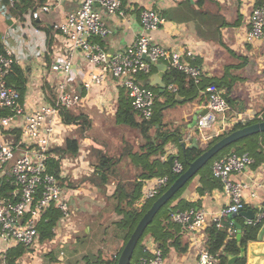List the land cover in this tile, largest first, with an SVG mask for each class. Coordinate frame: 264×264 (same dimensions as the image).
<instances>
[{"label":"built area","instance_id":"obj_1","mask_svg":"<svg viewBox=\"0 0 264 264\" xmlns=\"http://www.w3.org/2000/svg\"><path fill=\"white\" fill-rule=\"evenodd\" d=\"M17 1L8 0V6H15ZM34 1L30 11V19L33 21L41 19L43 13L58 11L64 7L65 2L78 4L76 10H68L64 20L53 23L51 27L55 38L63 36L71 41L73 49L81 53L83 62L76 65L72 53L63 57L57 53L49 67L44 64V75L49 77L52 71H61L63 79L47 90L48 102L35 108H27L19 90L8 82V76L19 61L9 46L0 51V107L9 111L0 117V128L10 132L9 138L0 139V264H8V252L21 244L29 250L17 258L16 264H28L36 255L50 252L53 247L59 249V258H65L66 245L79 232L75 211L64 188L58 177L48 170V159L51 155L49 151L57 145L58 135L67 125L62 119L61 109H74L83 101L84 95L75 89L77 84L90 90L112 78L118 89L123 88L129 94L133 109L141 117L150 119L154 115L156 96L151 87L140 82V73L149 76L155 63L162 60H167L172 69L184 72L197 83L203 73L201 66L184 60L185 54L193 56L192 50L170 48L154 40L152 31L168 22L158 8H143L139 13L140 32L122 51L110 53L94 37H105L112 32L105 14L123 15V0ZM19 18L14 21L23 24ZM39 30L37 26L34 28L35 32ZM255 39H264V3L255 5L250 14L246 40L252 42ZM53 49L59 52V44L56 43ZM45 81L48 82L47 79ZM169 87L176 90L173 84ZM206 92L207 111L198 117V130L221 123V128H217L215 135L225 134L229 133L236 121L246 122L250 119L243 117L236 120L227 117L230 104L218 84L209 83ZM262 115L260 114L261 117ZM16 130L20 131L19 139H16ZM91 131L92 128L89 130L92 134ZM190 137L185 134L182 142L185 143ZM178 155L173 153L172 172L179 175L185 167ZM168 157V152L162 155L163 160ZM254 162L255 158L248 151H232L215 158L212 173L222 181L227 203L215 214L204 206L178 209L172 212L173 221L183 225L188 233L194 234L205 231L212 222L223 227L226 218L245 209L246 205L244 190L249 184L236 180L233 176L245 172ZM170 181L168 174L146 179L140 205L157 196ZM7 182L13 188L5 194L3 189ZM252 194L256 195L254 192ZM52 204L61 209L62 215L58 224L53 227L52 237L44 241L39 223ZM263 222L264 204H261L255 211V216L246 219V224ZM228 232H235L232 224L228 226ZM222 252L223 249L212 252L207 244L200 243L196 264H217ZM164 261L163 249L154 237L149 236L144 241V253L136 260H131L130 264H164ZM36 264L40 262L37 261Z\"/></svg>","mask_w":264,"mask_h":264},{"label":"crops","instance_id":"obj_2","mask_svg":"<svg viewBox=\"0 0 264 264\" xmlns=\"http://www.w3.org/2000/svg\"><path fill=\"white\" fill-rule=\"evenodd\" d=\"M258 3H264V0H123V15L109 16L105 14L112 32L105 37H94V40L110 53L122 51L141 30L140 11L145 7L158 8L168 22L152 31L154 40L170 48L192 50L193 56L185 54L184 60L201 66L203 73L200 82H195L196 86H191L188 83L190 76L182 71L180 72L184 73L185 78L179 74H169L168 79L170 76L171 78L165 84L167 74L173 69L167 60H162L160 62H164L167 69L161 79H158L160 69L157 66L153 68L149 76L144 77V73H140L138 78L140 82L156 85V88L152 89L155 92L157 106L164 108V128H170L174 132L180 131L183 134L182 138L188 132L192 133L185 142L186 149L195 144L194 140H196L197 147L204 148L212 139L211 135L215 136L217 128H221V123L203 130H198L196 125L191 126L194 114L207 109L208 95L206 87L203 85L207 86L210 80H219L221 83L219 87L225 93L230 92L233 98H237V107L230 104L227 117H233L236 120L243 117L251 119L256 114L264 113V39H255L252 42L246 40L250 14ZM67 11L68 8L64 6L58 11L45 14L41 19H38L42 24L41 27L45 29L46 35L44 33L43 39L39 40L38 37L34 41L41 42L44 46L46 44L43 58L47 62L55 60L57 53H60L62 57L72 53L74 63L79 65L83 62L81 53L73 49L71 41L63 36L55 38L52 34L51 25L64 20ZM25 19L27 16H24L23 22ZM6 38L7 35L2 43ZM56 43L59 44V52L56 51L57 49H53V46L56 47ZM34 54L35 51L24 57H16L19 61L18 64L25 71L27 79L24 96V104L27 108H35L41 103L48 102L47 90L54 82L53 80L50 84L43 79L40 66L43 58L39 56L34 60ZM60 80V76H57L55 83ZM170 84H173L176 90L171 89ZM75 89L84 95V98L73 110L83 111L91 116V128L95 132L92 134L100 140V142H95V146L104 148L105 144L106 150L111 153L108 146V142H110L113 149H117L111 154L120 156V160L115 166L116 171L108 175L109 181L105 185H102L100 172L95 164H93L94 167L89 168L91 159H96L92 149L91 135L81 139V149L77 154L62 157V174L77 183L75 188L65 187L64 191L75 212L79 214L78 220L80 221L84 215H88L85 214L84 208L91 205L94 207V211H97V214L93 216H98L105 221L88 220L83 228L89 232L103 229L107 222L118 217L114 208L115 200L110 199L109 201L108 195L113 192L120 180L131 182L140 179L138 177L140 167L137 164L132 165V153L128 152V149L139 150L145 140L137 135L136 130L128 126L121 127L116 122L120 89L115 86L112 78L101 86H94L90 90L85 89L81 84H77ZM99 126L102 129H98ZM120 129L128 135L132 134L134 142L131 140L133 138L130 139L128 135V140L125 141L123 135L118 133ZM72 134L76 135L74 125L64 126L63 131L58 135L57 145H62L65 137ZM9 137L10 132L0 128V139ZM181 142L182 139L180 144L170 140L166 145V153L168 152L169 156L173 153L180 154L183 150ZM129 143L131 146L126 148ZM233 178L249 184L244 190L245 209L251 208L254 212L257 211L258 206L264 204V162L258 164L255 160L250 168L245 172L235 174ZM199 185V177L194 178L182 191L181 197L185 198L186 202H194L196 206L207 207L212 214L218 212L227 203L228 198L222 188L205 189L202 193L198 189ZM253 192L256 195H253ZM177 202L178 200L173 204H177ZM136 204H140V198ZM246 219V216L241 215V221L246 222ZM233 221H236L235 226L236 223L241 224L234 218ZM183 236L185 242L188 243V250L184 253H179L176 250L170 251L164 256V264L197 263L200 243L207 244L206 230L195 234L185 232ZM76 237L74 244L78 242ZM111 237L109 236V238ZM110 244L112 249H119L122 239L114 236ZM57 249V247H53L50 252L45 251L43 255H36V258L31 259L28 264H36L37 261L40 264H71L59 259ZM70 257L75 256L70 255ZM70 257L68 261H71ZM248 261L247 258V263Z\"/></svg>","mask_w":264,"mask_h":264},{"label":"trees","instance_id":"obj_3","mask_svg":"<svg viewBox=\"0 0 264 264\" xmlns=\"http://www.w3.org/2000/svg\"><path fill=\"white\" fill-rule=\"evenodd\" d=\"M7 1L8 0H1V4L3 5L0 7V13H8L7 7L5 6V2ZM34 3V0H18L15 6H9L10 13L15 14L16 17H19L23 14H28L31 11ZM6 15L10 19V14ZM34 21L36 23L39 22L38 20ZM1 41L2 39L0 36V51H3L5 45H3ZM153 68H156V65H154ZM169 74H179L182 78H185L184 73L177 69H173V71L167 74V78H165V84L167 83V80L171 78L170 76L168 79ZM144 77H147V75L144 74ZM8 82L19 90L21 99L23 100L27 89V79L25 71L19 64L14 65L11 74L8 76ZM213 82L219 86L221 85L217 79H212L209 81V83ZM142 83L145 86L151 87L153 89L156 88V85H151L148 82ZM188 83H190L191 86H196L193 79L188 80ZM203 86L206 87V85ZM225 97L229 104L237 107V98H233L230 92H226ZM163 109V106H157L156 103L154 115L150 119H145L133 109L131 98L126 90L123 88L120 89L118 97V109L116 112V122L136 130L138 133L137 135L145 140V143L140 145L139 150L128 149V152L132 153L133 163L139 165L140 167V172L138 174L140 179H135L131 182H123L120 180L116 184L113 192L108 195L109 201L110 199L115 200L114 208L118 214L116 219H112L107 222L103 229L96 228L98 230L89 232L84 230V238L81 235H78L77 241L79 242L81 239V241L86 246L83 256L79 261L80 263L82 262L81 264H117L122 249L130 238L139 220L152 205L154 200L167 189L166 187L162 188L157 196L149 199L147 202L141 205H137L136 203L143 193L145 180L154 176L168 174L171 179L170 183H172L178 176V174L170 170L168 159L163 160L161 156L166 153L167 143L170 140H173L180 144L183 134H181L180 131L174 132L170 128H164L165 124H163ZM8 113V110L0 107V117ZM61 113L62 119L65 123L74 125L76 129V135H67L62 145H56L51 148L49 151L51 155L48 159V170L58 177L59 183L63 188H75L77 183L68 179L67 176L62 174L61 159L67 155H75L80 151L81 139L91 135L89 130L92 126V119L88 113L69 108H62ZM262 118H264V113L262 117L259 114H256L253 118L246 122L238 120L234 123L232 129L229 132L245 125L261 121ZM227 133L228 132L222 135L213 136L208 142L207 146L204 148L192 146L184 151L182 150L178 156L183 162L185 169L189 161L194 160L198 155L204 152L208 147L217 142ZM15 135L16 139H19L20 131L16 130ZM92 140L93 153L96 155L94 164L100 172L102 185H105L106 182L109 181L108 175L113 174L116 171L115 166L120 160V156L109 153L106 150L107 148L105 144L104 148L99 146L96 147L95 142H100V140L95 136H92ZM130 146L131 143H129L128 146L126 145V148H129ZM232 151H236L238 153L248 151L255 158L258 164L264 162V132L258 134L254 133L233 142L218 152L201 169H199V171L185 184V186L182 187L171 199H169L165 205L160 208L153 220L148 224L144 234L136 245L132 260H136L141 254L144 253V241L149 236L154 237L156 243L163 249L164 256L172 250H176L179 253H184L188 250V243L185 242L183 236L184 233L187 232L186 228L183 225L173 221L172 212L178 209L196 206L194 202H186L185 198L181 197L182 191L196 177H199L200 185L198 186V189L202 193L205 191V189L212 190L214 187H223L222 181L213 175L211 165L215 158L222 157L231 153ZM91 179L94 180L93 178ZM12 188L13 185L7 182L3 190L5 194H7ZM176 200H178L177 204H173V202ZM61 215V209H59L54 204H52L47 209L39 223V230L42 240L46 241L52 237L53 227L58 224ZM233 218L241 222L242 225L241 245L245 246L250 241L257 240V233L262 223L255 225L246 224V222L241 221L240 214L226 218L223 227L217 226L215 222L210 223L206 228L208 235L207 247L212 252H218L219 250L223 249L220 260L217 264H228L227 254H237L240 252L241 246L238 244V240L236 239V221L234 222ZM230 224H232L235 228V232L233 234L228 232V226ZM109 236L112 237L109 238ZM114 236L122 239L121 246L116 250H106L104 248L105 244L108 241L111 242ZM27 250H29V248L22 244L12 248L7 254V263L16 264L17 258L23 255ZM79 250L80 248L77 245L75 247V252H80ZM57 252L59 253V249H57ZM76 253L73 256H76ZM234 264H248L247 257L245 256L239 258Z\"/></svg>","mask_w":264,"mask_h":264},{"label":"water","instance_id":"obj_4","mask_svg":"<svg viewBox=\"0 0 264 264\" xmlns=\"http://www.w3.org/2000/svg\"><path fill=\"white\" fill-rule=\"evenodd\" d=\"M64 6L68 8V10L73 11L77 9L78 4L72 2H65ZM155 65L160 69V71L158 72V79H161L164 74V71L167 69V65L164 62H156ZM206 111L207 109L203 110L202 112H196L193 116L191 126H195L197 124L199 115L205 114ZM261 132H264V119L245 125L241 128L235 129L227 133L217 142L208 147L204 152L198 155L194 160L189 161L186 169L181 174H179L170 184V186L154 200L152 205L141 217L135 229L133 230L130 238L122 249L117 264H130L136 245L144 234V231L147 228L148 224L153 220L154 216L157 214L160 208L165 205L169 201V199H171L182 187H184L185 184L199 171V169H201L209 160H211L218 152H220L226 146L232 144L233 142L243 137L254 133L258 134ZM194 143L195 144L192 145H195L197 147L198 145L196 144V140H194ZM192 145L190 147H192ZM181 147L183 150H185L186 144L184 142H181ZM173 158V154H171L168 158L171 171H173ZM237 214L244 215L247 218H253L255 216V212L251 208L239 210V212L233 213L231 215L235 216ZM236 226V239L238 240V244L241 246L240 252L237 254H227L228 264H234L239 258L245 256L249 259V264H264V222L258 230L257 240L250 241L245 246L241 245L242 225L236 223Z\"/></svg>","mask_w":264,"mask_h":264},{"label":"rangeland","instance_id":"obj_5","mask_svg":"<svg viewBox=\"0 0 264 264\" xmlns=\"http://www.w3.org/2000/svg\"><path fill=\"white\" fill-rule=\"evenodd\" d=\"M3 4H1V0H0V7L2 6ZM5 6L7 7V12L8 13H6V14H10V19H9V17L4 13H0V36H1V39L3 40L4 38H5V36L7 35V38H6V40H4V43H3V45H9L10 46V48L13 50V53L15 52V57H24V56H26V55H28V54H31V53H33L34 51H35V54H34V60H36L39 56L40 57H44L45 56V54H44V51H45V49H46V44H45V46L43 45V43H36L34 40H36V38H38L39 40L40 39H43L44 38V33H45V35H46V31H45V29L44 28H42L41 27V22H38V23H36L35 21H33V20H31L30 18H31V12H29L28 14H23L24 16H27V19H25L24 20V23L23 24H20V23H18V21L17 22H15L14 20L15 19H18L19 17H21V16H19V17H16L15 16V14H12V13H10V7L8 6V3L7 2H5ZM50 13H52V12H50ZM50 13H48V14H50ZM46 13H43V16L45 15ZM23 16H22V18H19V20H22L23 21ZM19 25V26H18ZM36 26H38L39 28H40V30L38 31V32H35L34 31V28L36 27ZM13 36H16V37H13ZM2 42V41H1ZM51 63H52V61H50V62H47L46 60H45V58H43L42 60H41V64H40V66H41V72H42V74H43V79L45 78V79H47L48 80V82L50 83V84H52V82H53V80H54V82H53V84L55 83V81H56V77L57 76H60V79L62 80L63 79V72H61V71H52V74L49 76V77H47V76H45L44 75V69H43V66H44V64L45 65H47V67H49L50 65H51ZM109 125V124H108ZM121 125V127H124V128H126L127 126H124V125H122V124H119V126ZM104 127H105V124H104ZM115 127H117V126H115ZM101 128V126H99V128L98 129H100ZM102 129V128H101ZM105 129V128H104ZM131 130V129H130ZM127 131H128V128H127ZM92 132V131H91ZM92 133H94L95 134V132H92ZM118 133L121 135H123V137L125 138V141L126 140H128L127 139V133H124L123 131H122V129H120L119 131H118ZM192 135V133H190V132H188V134H187V136L188 135ZM92 136H93V134H91ZM128 136H130V139L131 138H133V135L132 134H130V135H128ZM132 140V142H134V138L133 139H131ZM88 144H89V142H87ZM92 143V142H91ZM137 145V144H136ZM108 146H109V150H111L112 152L111 153H113V152H115L116 150H114L113 149V146H112V143L110 144V142H108ZM90 153V152H89ZM88 153V154H89ZM92 157V154L90 155V158ZM95 160L96 159H91V165H89V168L90 167H94L93 166V164H94V162H95ZM132 163V162H131ZM131 163H129V164H131ZM132 165H134V163L132 164ZM90 170V169H89ZM88 171V170H87ZM80 184V183H79ZM170 184L171 183H169L167 186H166V188H168L169 186H170ZM81 186V185H80ZM65 188V187H64ZM102 205V204H101ZM73 207V206H72ZM74 209V208H73ZM75 211V210H74ZM84 211H85V214H88V215H84L83 216V219L82 220H78V212H75L74 213V215H75V218L77 219V223H78V228H79V232H77V233H75L74 235H75V237H76V235H79V233H80V235L84 238V235H83V232H84V228L83 227H85L86 226V222L88 221V220H98V221H104V220H102V218H100V217H98V216H93V215H95V214H97V211H94V207L93 206H91V205H89L87 208L85 207L84 208ZM105 222V221H104ZM75 237L74 238H71L70 239V241L68 242V244L66 245V254H65V258H59V259H61L62 261H66V262H69V263H71V264H81L79 261H80V259L82 258V256H83V253H84V249H86V246H85V244L81 241V239H80V241L79 242H77V244H74L75 243ZM76 238H78V236L76 237ZM82 238V239H83ZM87 244V243H86ZM75 245L77 246H79V248H80V252H75ZM106 250H110V251H112V247H111V244H110V242L108 243H106L105 244V247H104ZM114 249V248H113ZM115 250H116V248H115ZM76 253V256L75 257H70V255H74ZM69 257L71 258V261H68V259H69ZM27 262H28V260H26Z\"/></svg>","mask_w":264,"mask_h":264}]
</instances>
